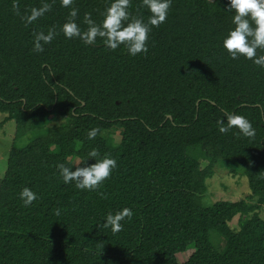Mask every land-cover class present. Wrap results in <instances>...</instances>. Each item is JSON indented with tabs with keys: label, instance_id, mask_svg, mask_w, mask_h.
<instances>
[{
	"label": "trees",
	"instance_id": "1",
	"mask_svg": "<svg viewBox=\"0 0 264 264\" xmlns=\"http://www.w3.org/2000/svg\"><path fill=\"white\" fill-rule=\"evenodd\" d=\"M42 2L51 11L25 24L26 10ZM112 2L0 0V126L14 120L17 139L30 134L12 146L0 180V264H264V67L222 47L233 27L228 0H172L148 52L136 56L60 31L71 8L86 30L85 13L99 24ZM128 11L145 22L151 15L143 0H130ZM52 27L53 41L32 51L33 33ZM226 112L246 116L255 135L219 132ZM53 113L64 124L50 125ZM92 127L100 131L89 140ZM93 149L116 159L111 175L92 191L65 184L57 164L94 163ZM218 164L248 177V198L200 202ZM26 186L37 193L27 207ZM123 207L133 216L120 232L100 227Z\"/></svg>",
	"mask_w": 264,
	"mask_h": 264
},
{
	"label": "clouds",
	"instance_id": "2",
	"mask_svg": "<svg viewBox=\"0 0 264 264\" xmlns=\"http://www.w3.org/2000/svg\"><path fill=\"white\" fill-rule=\"evenodd\" d=\"M60 3L62 7L68 8L73 0H60ZM143 4L151 13L147 22L142 18L130 19L128 11L130 0H113L99 24L91 18L90 13H85L84 23L88 26L86 30H82L76 22L78 10L71 8L68 19L60 27V31L65 38H77L85 45L95 44L97 38H101L104 45L111 50L124 45L131 56H136L138 53L146 54L151 28L159 27L165 22L172 0H143ZM16 7L14 4L13 8L16 9ZM227 9L234 12L233 27L224 36L222 47L232 59L243 56L255 65L264 67V54H257L258 50L264 53V0H228ZM49 11H51V4L42 2L40 7H32L30 11L26 10L21 19L25 24H32ZM57 34L55 27L49 28L47 32H34L32 51L42 53L44 46L50 44ZM225 118L226 122L225 120L217 121L219 132L227 133L230 129L236 128L245 137L255 135L256 130L246 116L226 112ZM99 131L97 127L90 128L87 131L88 139H95ZM88 157L94 158L95 162L88 163L86 160L83 166L74 168L65 166L64 163L57 164L59 177L65 184L74 183L75 187L80 190H97L117 166L115 158L107 154L99 157L95 149L88 153ZM19 198L27 207L37 199V193L26 186L21 189ZM132 216L133 210L129 207H123L115 212L109 211L100 227L110 229L114 234L118 233L123 228L121 222L126 218L131 219Z\"/></svg>",
	"mask_w": 264,
	"mask_h": 264
},
{
	"label": "rangeland",
	"instance_id": "3",
	"mask_svg": "<svg viewBox=\"0 0 264 264\" xmlns=\"http://www.w3.org/2000/svg\"><path fill=\"white\" fill-rule=\"evenodd\" d=\"M7 114L0 112V123H2ZM50 125L55 123L64 124L65 118L59 116L57 113H53L50 118ZM16 122L14 120H8L0 126V180L3 177L8 164V158L12 146L22 147L29 140L27 134L21 138H16ZM121 128L114 126L109 134L119 142L121 140ZM75 164L80 162L77 157L71 158ZM202 167L205 168L208 165L206 160H201ZM207 191L201 198L203 205H209L216 201L227 200L237 201L239 199L248 198L250 194L249 180L243 172H234L226 165L218 164L214 168V174L207 179ZM261 216L264 218V206L261 210ZM244 219L241 213H238L230 222L229 225L233 230L240 229V222ZM217 234L215 231L211 234L212 241H215ZM193 252V248H190L185 253L178 254L180 260H186L188 255Z\"/></svg>",
	"mask_w": 264,
	"mask_h": 264
},
{
	"label": "water",
	"instance_id": "4",
	"mask_svg": "<svg viewBox=\"0 0 264 264\" xmlns=\"http://www.w3.org/2000/svg\"><path fill=\"white\" fill-rule=\"evenodd\" d=\"M169 117H171V115H169Z\"/></svg>",
	"mask_w": 264,
	"mask_h": 264
}]
</instances>
